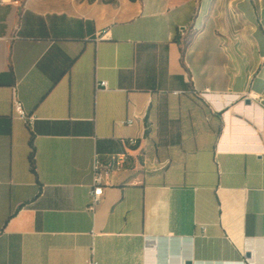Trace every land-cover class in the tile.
<instances>
[{
    "label": "crops",
    "instance_id": "obj_1",
    "mask_svg": "<svg viewBox=\"0 0 264 264\" xmlns=\"http://www.w3.org/2000/svg\"><path fill=\"white\" fill-rule=\"evenodd\" d=\"M123 151L91 211L95 159ZM92 249L99 264H264V0L0 5V264Z\"/></svg>",
    "mask_w": 264,
    "mask_h": 264
},
{
    "label": "built area",
    "instance_id": "obj_2",
    "mask_svg": "<svg viewBox=\"0 0 264 264\" xmlns=\"http://www.w3.org/2000/svg\"><path fill=\"white\" fill-rule=\"evenodd\" d=\"M6 3V0H0V5H3ZM180 32H183V30H180ZM99 88H108L107 82H101L97 85ZM178 95L179 93H174ZM254 98H257L255 96ZM258 99V98H257ZM13 110L14 112L19 115L25 122V124L31 128L33 126V122L35 120V117L33 115H28L23 107L22 104L18 101L16 94H14V103H13ZM137 119V116L134 114L132 117L127 118L126 120L120 122L123 126H132ZM129 146H135L137 144L136 138H130L127 141ZM129 154L126 151H123L118 154H114L110 157V161L107 164L101 163L97 158L94 161L93 165V188H92V194H91V202L89 205V209L91 211H94L97 205L100 202L101 197L104 194L105 190V178L108 177L112 172L114 171H121L125 168L127 162H128ZM95 251L92 249L91 257L88 260L87 264H99L97 260L94 257Z\"/></svg>",
    "mask_w": 264,
    "mask_h": 264
},
{
    "label": "trees",
    "instance_id": "obj_3",
    "mask_svg": "<svg viewBox=\"0 0 264 264\" xmlns=\"http://www.w3.org/2000/svg\"><path fill=\"white\" fill-rule=\"evenodd\" d=\"M30 147H31V152H30L29 160H30V165H31V171L34 173V175L37 178V181L39 182L37 171H36L35 147H34L33 138H31V140H30Z\"/></svg>",
    "mask_w": 264,
    "mask_h": 264
},
{
    "label": "water",
    "instance_id": "obj_4",
    "mask_svg": "<svg viewBox=\"0 0 264 264\" xmlns=\"http://www.w3.org/2000/svg\"><path fill=\"white\" fill-rule=\"evenodd\" d=\"M247 104H250V102L247 101ZM246 257L250 259V258H252V254L250 252H248L247 255H246ZM188 264H190V263H188Z\"/></svg>",
    "mask_w": 264,
    "mask_h": 264
}]
</instances>
